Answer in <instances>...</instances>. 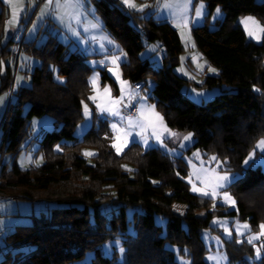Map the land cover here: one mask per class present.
<instances>
[{
  "label": "trees",
  "instance_id": "16d2710c",
  "mask_svg": "<svg viewBox=\"0 0 264 264\" xmlns=\"http://www.w3.org/2000/svg\"><path fill=\"white\" fill-rule=\"evenodd\" d=\"M201 1L207 13L202 25L191 28V36L195 49L217 73L203 74L199 84L174 72L184 49L169 22L158 21L145 10L130 11L116 0H91V4L127 57L120 66L123 79L130 84L143 82L141 91L150 77L153 87L147 100L155 104L166 126L193 135L185 153L198 150L203 158L216 156L222 165L219 171L240 175L227 187L237 209L212 208L209 199L191 193L181 157L156 147L143 149L137 143L117 154L111 147L108 121L95 113L81 138H76L82 101L91 93L92 69L87 61L97 55H85L48 35L39 46L17 44L18 53L25 52L38 65L29 74V86L16 92L13 103L10 66L0 78V91L10 90L0 120V150L12 159L10 168L0 169V199L43 202L50 207L47 213L30 215L29 225H16L5 236L7 251L0 264H69L81 261L88 252L93 253L90 264H178L176 256L189 264H208L201 234L210 229L214 217L247 221L254 231L260 222L264 224V190L251 203L243 200L246 192L264 181L259 166H243L264 138V42L248 40L240 26H232L245 15L256 16L264 24V0ZM217 8L222 17L211 29L209 20ZM4 10L0 2V58H11L16 43L3 42ZM148 44L161 49L159 67L139 57ZM100 79L117 90L105 70L100 69ZM183 88H218L219 93L196 104L182 93ZM44 115L53 119L54 129L38 140L35 152L42 155L43 163L20 169L15 160L26 148L30 121ZM84 148L95 150L91 163L82 155ZM156 217L164 223L157 224ZM117 237L125 249L120 260L115 250L110 257L100 251L102 244ZM225 249L230 264H250L246 258L252 257L253 244L226 241ZM258 263L264 264V254Z\"/></svg>",
  "mask_w": 264,
  "mask_h": 264
},
{
  "label": "rangeland",
  "instance_id": "374dc122",
  "mask_svg": "<svg viewBox=\"0 0 264 264\" xmlns=\"http://www.w3.org/2000/svg\"><path fill=\"white\" fill-rule=\"evenodd\" d=\"M256 1L259 2L261 0H256ZM0 2L5 6V10H4V13L6 15L5 21H8L11 18L12 6L9 3H6L5 0H0ZM44 3L45 1L38 7V9L33 14L32 11L36 8L35 0H14V5L16 9L19 10L20 8H23L24 11L14 26L11 24L8 25V30L6 31L5 30L6 22H5V25L3 27L4 29L3 42H6L8 39H12V41L16 43L15 46L12 48L15 53L14 57L0 58V78L4 76L6 72V68L8 66H10L11 69V75H12L11 92H13L11 103H13L16 100V92L21 87L29 86L30 84L29 74L32 72L33 68L36 65H38V61L33 57L27 55L25 52L18 53L17 44H20L22 42H26V43L33 42L35 46H39L40 44L44 43L48 35H52L54 37L59 35L60 42L65 44L66 43L65 41H73L75 47H78L79 52L83 54L93 53L97 55V57L88 60L87 63L92 69L89 78L98 74L99 79L94 88L93 85L90 83V79L88 78V84L90 86L91 93L87 97V100H85L82 103L83 118L76 125L74 129V136L78 139L81 138V135L85 132V130L90 124L91 116L93 113H95L96 116L104 118L108 121L109 127L113 135L114 132L111 127L112 124H116L118 129L128 130L127 120L121 119L122 117H126L122 113V107L124 105H135L137 110L140 107L141 103L145 101L148 106L155 105L147 100V97L150 95L151 89L153 87L152 79L150 77L146 78V83H147L146 87L141 91L136 90L133 86H131V84L127 80L123 79L120 66L121 64L127 62V57L125 56V53L122 50L121 46L118 43L114 42L109 37L108 33L106 32L103 26V22L100 30H96L94 32L99 38V40L103 42V44H105L106 49H108L107 51L108 52L109 50L111 51L112 49L110 48L112 47L114 49V52L111 55L107 54V52L105 51L92 52L91 50V52H87L89 49H91L87 46L88 44L85 37L86 34L89 32L88 30L89 27L87 25L90 23H96L92 14L88 13L85 10L86 8H93L91 4V0H79L78 4H77V0H67V6L62 7L60 9H57L55 7V0H54L53 5L42 12V9L44 8ZM61 3H64V0H61ZM134 3L137 5V7H140L142 5H149V7L144 8L146 14L153 15V18L158 21L165 20L169 22V24L174 29L177 30V33L180 37L184 49V52L179 57V65L174 69V72L179 77L192 80L193 82L199 84L203 81V78L201 77L203 74L210 76L216 75L217 70L211 65H209L205 58L201 57V55L199 56L198 55L199 53L197 54L198 51L195 49L193 39L191 36V28L202 25L204 23L205 16L207 13L205 5L201 0H193V2L189 4L187 7H183L184 0H154V3L151 2L150 0H134ZM165 3H172L173 6L170 8H164L163 5ZM73 4H77V6L73 7L72 6ZM120 4L130 11H136L135 9L125 6L122 3V0H120ZM200 5L204 6L203 14L200 17H197L196 8L199 7ZM136 12H142V11H136ZM95 16H97L96 13ZM249 16L253 17L261 26H264V24H262L261 20L258 17L251 15L238 17L234 22H232V26L233 27L237 25L240 26L244 31L248 40H251L256 44H262L264 42V33L255 32V37L249 36L248 30H254L255 26L251 22H249L247 25L248 30H246L245 24L241 23V21L245 17H249ZM215 20H217L216 10L213 12L209 20L211 29L215 28L213 24ZM185 21H187L186 24ZM40 40L43 41L39 42ZM158 47L159 46L157 44H148L147 47H145V49L140 53L139 55L140 59H148L149 61H153L154 67L155 68L159 67L161 64V56H160L161 51L159 53ZM121 50L124 54L123 56L121 55ZM114 57H121V59L117 62L119 65L118 69L116 65L111 63ZM190 62L195 63L194 65L195 69L192 70L190 68ZM109 68L118 70L121 79L128 82V85L126 86V91L134 93V95L132 96L126 94L121 104L118 105L119 111L121 113L119 117L109 115L108 113H101V111L96 107L97 103L106 104L107 97L98 95V93L103 94V89L106 86L110 88L112 98L120 97L121 94L120 81L116 79V76H114L111 72H109ZM209 68L215 69L216 71L214 72L209 71ZM100 69L105 70L108 76L111 77V79L116 84L117 90H114L113 86L110 85L108 82L102 83L100 79ZM9 91L7 90L0 91V97H4L3 103L0 104V120L4 113L5 107L9 101V95H10ZM182 93L190 101L196 104H200L202 102L212 99L214 96H216L219 93V90L218 88H211V89L183 88ZM94 95L98 96L95 102L89 99L90 96H94ZM141 97L144 98V101L140 99ZM84 105H87L90 111V115L87 117L84 114ZM155 111L161 115L160 111L157 110V108H155ZM137 116H138V111L136 112V115L133 116V118ZM149 118H151V113L145 111L141 119L146 121ZM164 125H166L165 122ZM53 129H54L53 119L48 115H44L40 118H34L30 121L29 124L30 136L29 139L23 145L26 146V148H24L17 154L15 160L16 165L20 169L25 170L31 167L39 166L43 163L42 155L37 154L35 152L38 146V140L44 132H48ZM167 129L171 133H175V135H169L167 132H163L162 128L158 127L157 131L162 132L163 134L161 135L160 140H156L152 136V129L148 128L146 131V135L148 136V144L146 145L140 136L135 135L136 132L140 131V129L132 128L131 129L132 136L129 137V140H132V138L134 137L136 143L139 144V146H141L143 149L156 147L161 149L163 152L167 153L171 157L174 158L181 157L186 163V166L188 168V175L184 179V181L186 183L188 190L191 193L199 197L209 199L211 201L212 208H214L213 205L215 204V205L225 206L228 208V210H236L237 209L236 204L233 207L229 203H225L223 201V191L225 190L228 191L229 194L232 196L233 200L236 201L233 194L227 188L218 190L217 199L213 200L211 196L205 197L200 195L199 192H193L192 187L193 185H195L197 188H201L202 190H204V185H202L200 181L202 179H207V177L205 176L204 172L201 171V169L204 170L215 169L216 172H218L221 175L228 174L230 179L232 177L239 178L240 175L229 171L228 172L219 171V169L222 166L221 163L218 164L217 161H212L210 159L212 156H209L208 158H203L202 153L198 150H194L190 154L185 153V150L188 147H190L194 142L193 135L189 141H184L183 137L188 135L190 132H180L175 129H171L169 127H167ZM115 134L122 135L123 133L120 132ZM256 145L254 150L250 153H253V157H252L253 161H260L262 158H264V149L257 148ZM86 151L95 153V150L90 148H84L82 150V155L87 159L88 163H91L90 162L91 156L84 155V152ZM114 151L116 152L115 149ZM255 151L259 154L258 156H255L256 154ZM196 153H198L199 155L198 156L194 155ZM11 164H12L11 155L6 153L4 149L0 150V169L2 165H6L8 168H10ZM250 165H252V167L259 166L264 174V163H256L255 166H253L251 161L247 165L243 163L244 167H248ZM237 179H233L232 182L236 181ZM190 180L191 183L189 182ZM260 185L257 186L255 189L246 192V194L248 193V195L245 194L243 200L251 203L254 199H256V195L262 190H264L263 188L264 181L261 182ZM207 190L210 191V189ZM49 208L50 207L43 202L31 204L25 200L0 199V260L3 258L5 252L7 251V248H5V243H4L5 235L10 233L16 225H29L30 215L38 216L40 213H47ZM155 221L157 224L164 223V220L158 217L155 218ZM245 224L248 225L247 228L243 227V225ZM261 224L263 223L260 222L259 225ZM209 225H210V229L202 231L201 234V238L204 243V246L208 250L206 255L204 256V260L208 264H218V262L219 264H230L225 249V242L232 240H235L236 243H241L244 240L249 244H253V251H254L253 255L252 257L246 259L250 262V264H260L258 263L259 259L256 258V250L260 249L261 254L262 255L264 254V248L261 247L264 246V235H259L261 231L259 225L257 229L254 231L251 225L247 221H239L238 218H224V217H214L210 221ZM225 227L229 229V232L231 233L230 235L225 232ZM212 229L215 230L213 231ZM252 237H258V238L252 240V242L250 243L249 241ZM120 248H121V237H117L113 241H108L102 244L100 246V251L104 256L110 257L113 251L115 250L117 252V258L118 260H120L122 256V253L119 250ZM210 257L213 259H210ZM221 257H226V259H220ZM92 258H93V253L88 252L81 261L72 262L69 264H90ZM175 258L178 264H189L188 260L182 259L179 256H176Z\"/></svg>",
  "mask_w": 264,
  "mask_h": 264
},
{
  "label": "snow or ice",
  "instance_id": "6c2138e0",
  "mask_svg": "<svg viewBox=\"0 0 264 264\" xmlns=\"http://www.w3.org/2000/svg\"><path fill=\"white\" fill-rule=\"evenodd\" d=\"M6 3H9L12 6V10H11V18L6 21V27L5 30H8V25H15V23L18 21L19 17L22 15L24 9L20 8L19 10L16 9L15 5H14V0H5ZM54 0H45L44 3V8L42 9V12L45 9H48L49 7H51L53 5ZM193 2V0H184V4L183 7H187L189 4H191ZM79 3V0H77V4ZM122 3L132 9H135L136 11H143L144 8L149 7V5H142L140 7H137V5L134 3V0H122ZM77 4H73V7H76ZM67 6V0H64V3H61V0H55V7L57 9H60L62 7ZM82 6V5H81ZM172 3H165L163 5L164 8H170L172 7ZM203 5H200L199 7L196 8V16L200 17L203 14ZM88 13H91L92 16L94 17L96 23L92 25V27L94 28H100L102 26V21H100L99 17L95 16V9L94 8H86L85 9ZM220 9L217 8L216 9V13L219 14L220 13ZM251 22L254 26L255 29L254 30H248L247 29V25L248 23ZM187 23V21H185V24ZM241 23L245 24L246 26V30H248V35L249 36H253L255 37V32H260V33H264V26H261L253 17H245ZM118 47V46H117ZM121 55L123 56V52L121 50ZM121 59V57H114L111 61L112 64L117 66V69L119 67L118 65V61ZM209 71H216L215 69L209 68ZM109 72H111L114 76H116V79L118 81H120V97L118 98H112L111 97V90L110 88H108L107 86L103 89V94H99L98 95H102L103 97H107V101L106 104H100L97 103L96 107L97 109H99L101 111V113H108L109 115L112 116H117L119 117L121 115L118 105L121 104L122 100L124 99L125 95H129L132 96L134 95L133 92H127L126 91V86L128 85V82L125 80H122L120 77V74L118 72V70H114L112 68H109ZM90 83L93 85V87L95 88L97 81L99 79V75H94L93 77H90ZM137 87H139V85H137ZM256 91H259V89H256ZM200 95V94H198ZM98 96L94 95V96H90L89 99L93 100L94 102L97 100ZM142 101H144V98L141 97L140 98ZM4 101V97H0V104H2ZM83 103V101H82ZM129 106H135V105H124V107H129ZM156 106L155 105H151L148 106L146 104V101L141 103L140 107L137 109L138 111V116L133 118V117H122L121 119H126L127 120V124H128V130H121L117 128L116 124H112V129L114 132V135L112 137L113 139V143L111 145L112 148H114L117 152V154H120L122 151H124L125 148L129 147L130 143H136L135 138L133 137L132 140H129V137L132 136V132L131 129L132 128H138L140 129L139 132H136V136H140L143 140V142L147 145L148 144V136L146 135V131L148 128L152 129V136L153 138H155L156 140H160L161 139V135L163 134L162 132L157 131L158 127L163 129V132H167L169 135H175V133H171L168 129L167 126L164 125V117L161 116L158 112L155 111ZM145 111L151 113V118L145 120H142L141 117H143ZM84 114L85 116H89L90 115V111L88 109L87 105H84ZM122 132V135L119 134H115V133H120ZM192 138V134L189 133L188 135L183 137L184 141H189ZM257 148L260 149H264V139H261L260 141H258ZM84 155L86 156H92L95 155V153L92 152H84ZM194 155H199L198 153L194 154ZM253 157V153H249L248 158L244 161V163L247 165L249 164V162L251 161L253 166H255L256 163H264V158H262L260 161H253L252 160ZM212 161H217V163L219 164L220 162L217 160L216 156H212L210 158ZM202 172H204L205 176L207 177V179H202L200 182L202 185H204V190H202L201 188H197L195 185H193L192 187V191L193 192H199L200 195L202 196H211V198L213 200L217 199L218 196V190H222V189H226L230 183L232 182L233 179H237L238 177H232L230 179L228 174H219L218 172H216L215 169H211V170H204L201 169ZM191 183V180L189 181ZM207 189H210V191H208ZM223 201L225 203H229L231 206H235L236 201L233 200L232 196L229 194L228 191H223ZM214 207L216 206L215 204L213 205ZM244 228H247L248 225H243ZM260 228V233L259 235H264V224L259 225ZM225 232L228 233L229 235L231 234L229 232V229L227 227H225ZM239 234V233H238ZM258 237H252L250 239V243L252 242V240L256 239ZM262 248H264V246H261ZM121 253H123L125 251V249H123L122 247L119 249ZM186 251V250H185ZM261 251L260 249L256 250V258L260 259L261 258ZM210 259H213L210 257ZM220 259H226V257H221ZM219 264V262H218Z\"/></svg>",
  "mask_w": 264,
  "mask_h": 264
},
{
  "label": "crops",
  "instance_id": "0c3cea01",
  "mask_svg": "<svg viewBox=\"0 0 264 264\" xmlns=\"http://www.w3.org/2000/svg\"><path fill=\"white\" fill-rule=\"evenodd\" d=\"M221 17H222V13L220 12L219 14H217V19H220ZM93 24H95V23H90V24L87 25L89 27V29H88L89 32L86 34L85 37H86V41H87V44H88L87 46L89 48H91L87 52H91V50H92V52L93 51L94 52H96V51H98V52L105 51V52H107V54H110L111 55L114 52V49L111 47L110 49H112V50L111 51L109 50L110 53L107 51L108 49H106L105 44H103V42H101L99 40V38L97 37V35L94 32L96 30H100L101 27L100 28H94V27H92ZM56 38L58 40H60L59 39L60 38L59 35H57ZM42 41L43 40H40L39 42H42ZM65 42H66L65 44H69L70 48H77L78 49V47H75L73 41H65ZM159 50H161V49L159 48ZM198 53L199 52H197V54ZM89 54L96 55V54H93V53H85V55H89ZM198 55L200 56L201 54L199 53ZM201 57H202V55H201ZM194 65H195L194 62H190V68L192 70L195 69V66Z\"/></svg>",
  "mask_w": 264,
  "mask_h": 264
},
{
  "label": "built area",
  "instance_id": "2783aa9c",
  "mask_svg": "<svg viewBox=\"0 0 264 264\" xmlns=\"http://www.w3.org/2000/svg\"><path fill=\"white\" fill-rule=\"evenodd\" d=\"M45 0H35V9L32 11V13L34 14L35 11L38 9V7L44 2ZM116 1H120V0H116ZM18 50V49H17ZM136 90H140L143 86V82H136V83H132L131 84ZM137 85H139V87H137ZM10 98V95H9ZM136 106H129V107H122V113L124 116L126 117H133L134 115H136Z\"/></svg>",
  "mask_w": 264,
  "mask_h": 264
}]
</instances>
